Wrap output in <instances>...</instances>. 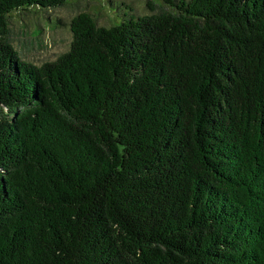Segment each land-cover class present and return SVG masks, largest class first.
<instances>
[{
  "label": "trees",
  "instance_id": "16d2710c",
  "mask_svg": "<svg viewBox=\"0 0 264 264\" xmlns=\"http://www.w3.org/2000/svg\"><path fill=\"white\" fill-rule=\"evenodd\" d=\"M66 1L0 0V264H264V0L82 10L24 60L9 14Z\"/></svg>",
  "mask_w": 264,
  "mask_h": 264
},
{
  "label": "rangeland",
  "instance_id": "374dc122",
  "mask_svg": "<svg viewBox=\"0 0 264 264\" xmlns=\"http://www.w3.org/2000/svg\"><path fill=\"white\" fill-rule=\"evenodd\" d=\"M146 0H67L65 4L47 10H15L9 14L14 42L20 43L21 57L40 64L52 60L68 49L71 41L70 20L85 10L95 16L98 24L113 25L134 13L147 11ZM41 43V46H39ZM24 46V47H23Z\"/></svg>",
  "mask_w": 264,
  "mask_h": 264
}]
</instances>
